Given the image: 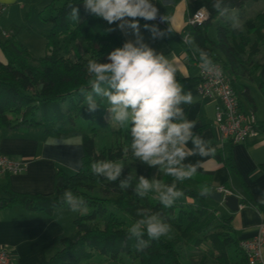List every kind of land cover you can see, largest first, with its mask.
I'll list each match as a JSON object with an SVG mask.
<instances>
[{
    "label": "trees",
    "instance_id": "16d2710c",
    "mask_svg": "<svg viewBox=\"0 0 264 264\" xmlns=\"http://www.w3.org/2000/svg\"><path fill=\"white\" fill-rule=\"evenodd\" d=\"M187 1L189 16L201 8H207L210 13L206 22L187 29L194 38L195 46L207 52L213 62L222 64L236 94L241 95L247 109L255 113L256 107L248 88L240 90L237 82L244 77L251 79L257 72L258 88L264 98V62L256 61L264 47V13L249 17L242 21L239 28H234L217 21L223 14L213 8V3L218 0ZM248 1L260 0H224L222 6H227L229 11L242 9ZM69 5L79 9V20L71 17L72 7ZM41 13L46 14L43 18L50 24V28L42 32L47 40L44 56L32 57L12 30H6L11 32L9 39L0 38V50L5 57V62H0V131L5 128H41L45 139L77 137L82 145L83 157L77 171L67 172L61 166L56 167L54 188L50 194H19L11 190L8 182L0 185L4 194L0 197V210L19 205L29 211L52 216L57 209H69L62 203V196L65 191H71L83 198L87 211L73 221L75 232L60 239V248L40 264H97L92 261L95 257L105 259V264H182L177 249L179 244L193 249L209 244L218 264H232L228 247L233 245L238 257L235 264H247L237 247L238 239L231 224V215L218 214L214 207L218 203L211 200L216 190L210 173L197 172L191 180L183 182L175 181L166 172L159 174L158 181L162 184L175 182L178 190L184 192V196L170 208L161 204L155 192L143 197L137 195V183L133 179L129 188L121 189L119 183L126 178L124 173L115 182L92 173V163L119 161L126 152L119 148L114 152L103 149L96 153L94 137L106 124L108 104L105 99L97 97L100 108L90 113L79 89L88 87L92 78L87 72L88 61L110 62L107 59L109 54L123 47L125 41L107 21L89 14L84 0H51ZM214 24L216 38L211 40L208 30ZM176 78L184 90L188 79ZM239 106L244 109L243 102L239 101ZM182 107L186 113L188 105ZM77 119L92 124L90 134L75 127ZM202 129L200 127L194 132ZM256 129L258 134H264V119L257 123ZM127 132H131L130 124ZM234 145L230 141L223 146L218 142L211 143L215 148L212 158L226 167L230 174L236 173L232 159ZM127 153L132 154L130 146ZM146 179L151 181L149 174ZM204 186L209 188V192L202 196L200 192ZM93 190H98L103 196L91 195ZM240 204L253 207L264 215V208L251 198L240 197ZM137 209L159 214L163 222L171 225L169 234H174V239H167L166 236L150 240L145 232V243L140 244L130 237L129 229L141 218L136 215ZM124 257L129 263L123 261Z\"/></svg>",
    "mask_w": 264,
    "mask_h": 264
},
{
    "label": "clouds",
    "instance_id": "9594fccd",
    "mask_svg": "<svg viewBox=\"0 0 264 264\" xmlns=\"http://www.w3.org/2000/svg\"><path fill=\"white\" fill-rule=\"evenodd\" d=\"M223 4L224 0H218L213 3V8L218 13L227 14L229 8L222 6ZM84 6L89 14L100 17L109 24L120 22L118 26L121 31L131 30V34L136 37L134 42H127L123 47L112 51L107 57L110 62L88 61L87 72L92 78L88 81V87L79 89L80 94L85 97L88 111L94 113L100 108L97 97L105 99L110 124L115 123L122 129L131 125L130 147L134 158L150 168L158 167L175 181L191 180L198 170L204 168L206 159L196 163L185 161L197 155L201 158L213 157L215 148L210 141L194 134L196 122L185 115L182 106L192 105L194 97L191 92L184 93L182 85L177 81V73L183 65L177 63L173 56L169 59L144 43L136 18L155 21L159 15L158 8L151 0H84ZM209 15L207 8H201L194 18L205 22ZM71 17L79 20L78 8L72 7ZM160 19L167 21L169 25L164 31L155 25H144L153 40L163 39L178 31L175 17L162 16ZM232 20V26L239 28L238 18L233 16ZM183 42L192 46L194 38L190 34L185 35ZM196 51L199 52L200 68L219 77L221 69L209 54L201 49ZM190 141L193 148L188 147ZM91 171L94 175L115 182L120 180L124 168L119 163L102 160L92 163ZM131 180V175L120 180L119 187L129 188ZM149 192H155L161 204L168 208L184 196L175 182L170 185L162 184L156 179L150 181L140 176L135 193L143 197ZM208 192L209 188L204 186L200 195H207ZM62 203L74 213L83 214L87 211L83 198L75 196L71 191L64 192ZM136 215L141 218L129 229V236L140 244L145 243V232L150 240H160L172 231L171 225L163 222L159 214L137 209Z\"/></svg>",
    "mask_w": 264,
    "mask_h": 264
},
{
    "label": "crops",
    "instance_id": "0c3cea01",
    "mask_svg": "<svg viewBox=\"0 0 264 264\" xmlns=\"http://www.w3.org/2000/svg\"><path fill=\"white\" fill-rule=\"evenodd\" d=\"M21 1L0 0V4L8 7L5 15L0 18L1 29L12 30L11 26L14 23L15 13L24 9ZM151 2L166 17H175L178 31H174L163 39L153 40L151 33L144 28L146 23L136 18V22L140 25L141 35L144 37V43L153 48L158 54H163L169 59L173 56L177 63L183 65L180 72L177 73V77L188 79L184 93L191 92L194 97L193 104L188 105V111L185 115L189 120L196 122L193 132L203 127L200 132H194L195 135H200L206 141L215 143L218 139V131L214 119L217 101L214 98L202 97L198 94L196 90L198 84L196 60L199 59V52L196 51L197 47L195 44L189 46L182 41L183 36L188 32V1L151 0ZM245 4L242 9L229 11L228 13H231L229 15L230 19L228 18L222 22L233 27L231 20L235 16L241 24L243 20L247 19L241 13L245 8ZM260 12L264 13V8H261L258 13ZM253 16L255 15L248 16V18ZM119 23L110 25L122 36L125 43L134 42L136 37L131 34V30L121 31L118 26ZM168 27L169 25L166 21V26L162 31ZM215 38L210 39L215 40ZM256 59L264 62V47L261 48ZM0 62H5V57L1 50ZM258 84L259 77L256 72L251 79L248 77L240 78L237 82V87L240 90L247 87L252 97V88H256L260 92ZM238 99L243 102V108L247 109V103L243 97L238 96ZM252 99L256 107V116L258 108L255 99L253 97ZM262 108L263 115L259 119L256 118L257 123L264 119V102ZM32 129L11 130L5 128L0 131V155H5L26 165L25 169L20 173L0 176V185L8 182L11 190L19 194H50L54 188L56 167L61 166L70 171L79 170L83 157L82 145L77 137L66 140L45 139L43 135L32 133ZM188 147H194L191 141ZM202 159H206V163L204 168L198 170V172H207L212 175V186L215 190L219 187H225L239 197L253 199L264 208V134H258L248 138L243 143L234 145L232 159L236 168L235 174H230L226 167L216 162L212 157L201 158L198 155L192 156L185 163H196ZM0 197H4L1 191ZM66 212L69 211L57 209L52 216H46L39 212L29 211L19 205L1 209L0 247L9 250L14 264H40L60 248V239L68 237L75 232L73 226L74 216L67 217ZM225 212L227 214L230 213L227 209H225ZM231 217V224L235 232L238 233V240L253 236L258 224L264 220V215L256 209L242 206L241 204L239 210L233 213Z\"/></svg>",
    "mask_w": 264,
    "mask_h": 264
},
{
    "label": "rangeland",
    "instance_id": "374dc122",
    "mask_svg": "<svg viewBox=\"0 0 264 264\" xmlns=\"http://www.w3.org/2000/svg\"><path fill=\"white\" fill-rule=\"evenodd\" d=\"M50 1L51 0H22L21 4H23L24 9L21 12H16L13 18L14 23L11 28L14 32L15 38L28 49V51L34 58L42 57L47 53V40L44 38V36H42V32L50 28V24L48 21L44 20L43 17L46 14L41 13V11L44 9L45 6H47V4L50 3ZM261 8H264V0L258 3L248 1L246 2L245 8L241 13L248 18V16L256 15ZM230 14L231 13L223 14V16L218 17L217 21H226L229 18ZM231 21L233 24V20ZM215 33L216 28L214 24L209 28L208 36L213 39L215 38ZM256 61H258L259 63H263L259 59H256ZM251 95L255 99V103L258 108L255 118L259 119L261 115H263L262 106L264 100L261 93L256 88L251 89ZM238 96L240 97L241 95L238 94ZM109 117L110 114L107 113L106 124L100 127L99 133L94 137L95 151L97 154H99L103 149H110L112 150V152H114L117 149L122 148L125 151V149H127V147L131 145V135L127 132L128 125L122 129L115 123L110 124ZM75 127L85 133L90 134L92 124L89 121L77 119ZM32 133H34L35 135H43V131L41 128H33ZM114 163L121 164L124 168L123 173L126 175V177L131 175L132 179L136 181L135 183L139 182L140 176H144L146 178V175L149 174L151 180H158L159 174L164 173V171H160L158 167L150 168L146 164L134 158L132 154H129L127 152L122 160L115 161ZM66 171L71 172L70 170ZM91 195L103 196L102 193L98 190L91 191ZM214 207L216 208L218 214L226 213L225 208L222 205L218 204V206L216 205ZM62 210L69 211L66 212V216H74V220L77 217L86 213H74L71 212L69 209ZM229 214L233 215V213H228V215ZM234 225L236 224L234 223ZM236 235L238 237V233H236ZM167 239H174V234H168ZM177 249L182 264H218V262L215 261V253L211 249L209 244H203L197 249L189 248L183 244H179L177 246ZM228 255L231 259V263L235 264V262L238 260V257L236 255L235 248L233 245L228 247ZM92 261L97 264H105L106 260L103 258L95 257ZM123 261L129 263L127 261V258L125 257L123 258Z\"/></svg>",
    "mask_w": 264,
    "mask_h": 264
},
{
    "label": "built area",
    "instance_id": "2783aa9c",
    "mask_svg": "<svg viewBox=\"0 0 264 264\" xmlns=\"http://www.w3.org/2000/svg\"><path fill=\"white\" fill-rule=\"evenodd\" d=\"M6 8V5L0 4V17L4 14ZM198 11L192 16H189L187 27L204 23L194 18ZM162 16L165 15L159 10V15L155 21H145L142 18L137 19L146 24L155 25L162 31L166 26V21L160 19ZM188 34L187 32L185 35ZM10 36L11 32L0 30V38L6 40ZM214 63L221 69V75L219 77L204 72L200 68V60H196L198 68V84L196 90L200 96L214 98L217 101L214 119L218 131L217 142L219 145L223 146L226 141H230L233 144L243 143L248 138L258 135L255 113L249 109L240 108L238 96L232 86L230 77L223 71L220 62ZM25 167L26 165L23 162H18L5 155H0V176L15 175L22 172ZM216 191L221 194L222 202H224L226 197L235 195L225 187H219ZM237 197L240 199L239 196ZM238 248L245 256L247 264H264V220L258 224L253 236L238 240ZM0 264H14L9 250L4 247H0Z\"/></svg>",
    "mask_w": 264,
    "mask_h": 264
},
{
    "label": "water",
    "instance_id": "95a60500",
    "mask_svg": "<svg viewBox=\"0 0 264 264\" xmlns=\"http://www.w3.org/2000/svg\"><path fill=\"white\" fill-rule=\"evenodd\" d=\"M211 200L222 205L230 213L237 212L239 210V207H240V199L235 195H231V196L226 197L224 202H222L221 201V194L218 191H215L211 195Z\"/></svg>",
    "mask_w": 264,
    "mask_h": 264
}]
</instances>
